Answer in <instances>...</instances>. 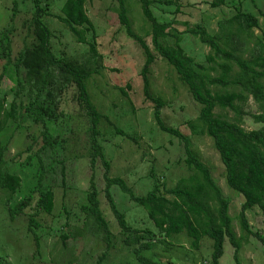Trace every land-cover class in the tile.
Wrapping results in <instances>:
<instances>
[{"label":"trees","instance_id":"16d2710c","mask_svg":"<svg viewBox=\"0 0 264 264\" xmlns=\"http://www.w3.org/2000/svg\"><path fill=\"white\" fill-rule=\"evenodd\" d=\"M89 1L65 0L60 14L53 15L51 0H23L27 2L31 15L23 26L28 31L26 35L32 36L33 41L27 43L23 40V46L16 54L12 49L13 28L9 25L0 30V45L3 47L0 53V60L3 61L0 86L8 68L13 69L15 77V84L9 93L0 95V264H13L10 260L13 247L12 244L9 249L10 238L18 237V233L22 232L23 238L33 244V251L29 257L17 260L19 264H34L40 260L42 239L55 236L61 242L54 245L53 251L66 250L67 237H77L90 247L97 245L91 253L80 250L77 260L70 257L68 264H92L93 253H99L94 264H170L165 263L163 257L170 259L172 253H166L173 252L175 247L182 248L179 242L183 238L190 242L194 250L203 240L211 241L209 260L203 264H219L225 240L234 249L236 264H239L238 252L247 244L248 237L259 241L264 256V38L254 34V29L259 28L258 19L238 5L232 16L217 22L216 32L211 33L203 23L186 30L184 34L188 33L209 49L205 55L207 65H202L187 55L180 45L183 33L171 27L172 22H159L154 16L151 5L155 1L136 0L150 28L154 51L174 70L178 80L199 105L197 117L187 122L191 132L212 140L224 166L225 183L234 195L239 196L236 215L239 233H236L233 226L235 220L229 215L230 199L221 193L210 170L199 161V153L189 137L163 121L165 102L151 91L150 73L155 56L145 38L134 32L126 0H115L116 11L126 36L140 47L145 57L140 70L143 95L153 104L152 116L159 131L183 143V162L193 175L180 178L174 186L167 187L155 176L151 166L147 177L152 178L153 186L142 197L135 196L122 178L109 177L110 166L97 141L98 125L106 123L114 134L132 140L137 147L140 145L135 134L112 125L91 100L88 82L92 77L99 76L103 67L102 56L97 50L98 33L85 9ZM226 1L209 0L208 5L215 9L224 6ZM157 2L168 8L174 7L171 11L173 15L179 12L178 0ZM16 7L17 2L13 0L9 24L14 19ZM48 17L56 19L75 43L85 47L87 56L84 60L69 57L61 50L54 51L51 44L53 34L45 20ZM168 37L173 39V44L163 42ZM69 87L76 89V98L82 103V111L89 123L88 163L91 175L86 189V205L80 206L85 221L81 226H70V213L64 209L65 218L58 216L53 230H46L43 227L47 225V219L49 226L56 219L52 217L54 196L47 178L53 174L55 163L61 165V172L64 168L57 155L63 141L52 135L46 125L57 119L58 103ZM119 91L126 96L122 88ZM249 98L253 99L261 113L244 109ZM216 109L231 112L233 116L228 118L225 113H216ZM245 118L257 128L243 129ZM26 124L41 125L42 129L40 137H30L32 141L17 154L20 168L29 170L24 178L27 182L23 185V179L10 170L5 160L10 139L6 132L12 125L14 131H21ZM97 160L104 169L103 196L116 221V233L110 231L103 213L105 208L99 201L95 184ZM61 184L64 185L63 181ZM113 188L141 208L138 210L145 211L142 214L146 218L140 224L134 219L128 220L129 211L133 213L131 209L123 210L118 206L112 196ZM17 194H21L22 198L14 201ZM252 208L259 209L263 217L256 232L250 228L246 216ZM24 212L27 219H22V225L16 228L14 223H20L16 218ZM90 219L100 233L96 239L92 228L90 231L83 229ZM59 244L61 248L57 249Z\"/></svg>","mask_w":264,"mask_h":264},{"label":"rangeland","instance_id":"374dc122","mask_svg":"<svg viewBox=\"0 0 264 264\" xmlns=\"http://www.w3.org/2000/svg\"><path fill=\"white\" fill-rule=\"evenodd\" d=\"M17 2L16 14L11 24H9V15L13 0H0V30L9 27L11 31L12 49L16 54L23 46V40L30 43L32 36L28 33L24 22H28L30 12L27 2L15 0ZM65 0H51V12L53 15L60 14V8ZM151 5V10L159 22H172L171 27L182 32L180 45L187 55L191 56L196 62L207 65L205 55L209 52L207 46L201 44L198 39L191 35L184 34L186 30L197 24H204L207 29L213 33L217 31V22L228 18L235 13L236 7L255 15L258 19L259 28L254 29V34L264 38V0H227L224 6L212 9L208 5L209 0H178L179 12L175 15L171 13L174 7L168 8L159 4L157 0ZM129 9V18L132 22V28L136 34L145 38L151 52L155 56V62L151 67L150 80L151 91L159 95L165 102L162 109L163 121L166 125L177 128L181 133L188 136L192 146L199 153V161L211 172V177L226 198H229V215L235 222L234 230L238 232L236 215L239 209V196L234 195L227 187L224 177V166L220 160L217 151L214 149L212 140L206 136H197L192 133L188 121L194 120L199 112V105L194 102L187 89L178 80L174 70L154 51L151 44L150 28L143 19L139 4L136 0H126ZM117 3L115 0H90L86 3L85 9L89 19L97 30V50L102 56V71L99 76L92 77L88 82V91L91 100L97 109L105 114L112 125L125 129L127 133L136 135L139 147L132 140L116 135L112 132L108 124L101 122L98 125L99 135L98 143L101 145L104 156L109 163V177H120L132 189L135 196L142 197L152 189L153 180L147 177L149 168L152 166L155 176L167 187H172L181 177L193 175L185 166L183 160L185 152L183 143L176 137L168 133L159 131L152 112L153 104L146 100L142 91V80L140 70L143 66L145 57L140 47L130 38H128L118 21ZM50 28L53 38L51 39L54 51L61 50L69 57L84 60L87 56L85 47L74 42L66 29L53 17L45 19ZM166 44H173L171 37L163 40ZM3 47L0 45V53ZM13 55V53H12ZM4 57V56H3ZM5 58V57H4ZM3 61L0 60V72L2 71ZM15 84L14 71L12 68L5 70L4 78L0 86V95L9 93L10 88ZM127 85L129 87H127ZM126 92L123 96L119 89ZM76 89L69 87L61 96L57 108V119L47 123L49 132L62 140V148L58 155V161L63 162V171L61 165L55 163L54 172L47 178V183L53 191L54 196V214L56 217L51 221L49 218L46 230L55 226L58 216H63L64 209L70 213V226H81L84 221V213L80 206L86 205V189L91 175L88 163L89 150V123L87 122L82 103L76 98ZM248 112L261 113L257 104L252 98H249L244 108ZM225 113L228 118H232L231 112ZM25 129L14 131L12 125L7 130L8 151L5 154V160L11 171L21 177L22 184L27 182L24 179L29 170L20 168V159L17 154L32 141L30 137H40L41 125L26 124ZM242 128L249 131L256 129L257 125L248 118L242 121ZM14 131V132H13ZM12 134V135H11ZM11 136V137H10ZM46 167L49 162L45 161ZM103 166L99 160L95 165V184L99 191V201L105 208L104 217L109 224L110 231L116 233L117 225L114 217L111 215L107 200L103 196L102 173ZM63 181V184L61 182ZM53 184V185H52ZM113 199L123 210L131 209L133 214L127 216L129 221L132 219L141 223L146 218L140 207L128 201L116 189H112ZM22 198L21 194L14 196V201ZM137 208V209H136ZM29 208L26 209L28 211ZM140 209V210H138ZM1 215V214H0ZM250 228L256 232L261 226L263 217L257 208H252L246 214ZM14 223L16 228L22 225V219H27V213L16 218ZM63 221V220H62ZM95 232L94 239L100 233L96 230L92 220L87 227ZM43 238V237H42ZM66 250L61 252L53 251L54 245L61 241L55 237H44L42 239V248L40 260L34 264H68L67 259L74 257L77 260L79 251L91 253L97 249V245L90 247L77 237H67ZM10 260L13 264L20 258L29 257L33 251V244L23 238V232L18 233V237L10 238ZM119 240L116 241L119 244ZM179 244L182 248L174 249L173 252L166 253L178 259L179 264H203L209 260L211 254V241L205 239L201 242L197 251H191L189 243L183 238ZM224 252L220 258V264H236L233 259L234 249L226 242L224 243ZM60 244L57 249H60ZM70 252V253H69ZM99 253L92 254V264ZM239 264H264L262 246L253 237L247 238V244L243 245L238 252ZM168 257H163L166 260ZM72 264H80L72 262Z\"/></svg>","mask_w":264,"mask_h":264},{"label":"clouds","instance_id":"9594fccd","mask_svg":"<svg viewBox=\"0 0 264 264\" xmlns=\"http://www.w3.org/2000/svg\"><path fill=\"white\" fill-rule=\"evenodd\" d=\"M181 178H183V177H181ZM180 179V178H179ZM188 243H189V247H190V249H191V251L193 252V251H197V250H199V248H200V245H199V248L197 249V250H194V249H192L191 248V246H190V242L189 241H187ZM176 249H177V247H175ZM224 252V251H223ZM222 257V256H221ZM172 259H174V257H170V259H166L164 262L165 263H170V264H179L178 263V259L177 258H175L176 260H172ZM220 260V259H219ZM235 262V261H234ZM236 263V262H235ZM197 264V263H196ZM219 264H220V262H219Z\"/></svg>","mask_w":264,"mask_h":264}]
</instances>
